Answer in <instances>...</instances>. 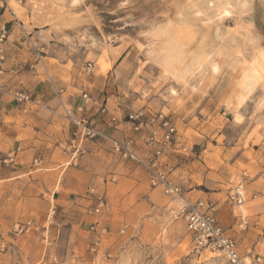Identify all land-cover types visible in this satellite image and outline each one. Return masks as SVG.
Instances as JSON below:
<instances>
[{
	"label": "rangeland",
	"instance_id": "obj_1",
	"mask_svg": "<svg viewBox=\"0 0 264 264\" xmlns=\"http://www.w3.org/2000/svg\"><path fill=\"white\" fill-rule=\"evenodd\" d=\"M0 5L24 27L29 53L41 63L37 81L67 87L77 100L87 94L106 103L121 123L139 111L167 117L176 133L160 159L169 179L185 183V199L212 205L240 254L264 264V75L235 103L241 71L264 54V0ZM169 54L180 62L179 77L160 65L159 57ZM30 107L44 122L37 127L46 152L38 149L36 158L45 162L0 181V264H227L194 246L184 223L169 213L178 204L150 186L141 166L122 160L106 140L72 143L76 129L64 111L53 116ZM122 126L103 132L123 134ZM127 129L126 137L111 140L136 138L135 148L144 154L147 131L141 138L129 124ZM92 144L103 152L94 154ZM10 165L5 169L12 171ZM90 189L105 200L99 214L92 211ZM237 194L239 205L230 200Z\"/></svg>",
	"mask_w": 264,
	"mask_h": 264
},
{
	"label": "built area",
	"instance_id": "obj_2",
	"mask_svg": "<svg viewBox=\"0 0 264 264\" xmlns=\"http://www.w3.org/2000/svg\"><path fill=\"white\" fill-rule=\"evenodd\" d=\"M5 40V33L0 31V44ZM89 64L87 70L89 71ZM2 71L0 70V75ZM6 92L0 86V102ZM13 100L18 104H23L22 111H26L25 104L30 103L29 96L22 92L13 93ZM34 106H40V102L36 101ZM67 122L76 129L73 133L74 139L72 143L84 140H94L102 138L112 144V149L124 161L134 162L141 166L148 177V182L152 188H161L163 194L178 204L177 209L171 210L173 220H180L184 223L186 231L189 233L194 246L197 249L208 251L212 255L223 258L227 264H263L260 257L247 260L238 250L236 241L219 225L215 217L211 214L214 211L212 205L207 206L201 200L191 202L182 195L183 184H174L169 179L167 167L160 161L164 153L169 150L176 133L175 128L167 117L162 114L152 115L139 111L134 114H128L125 123H121L120 118L112 115L106 103L97 102L91 99L87 94L81 96V104L76 108L75 113L71 110H64ZM122 124H129L131 130L139 137H145L146 151L140 155L135 148V139L128 138L123 143H118L103 132L105 126L114 125L116 128ZM11 157L2 158L0 162L6 164ZM88 195L92 196V202L95 208L92 210L94 214H99L105 206V200L102 196H96L93 189L88 191ZM231 201L241 204L242 198L240 194L237 197L231 196ZM100 233H104L103 228H99ZM94 229L91 227V230ZM27 228L25 231H28Z\"/></svg>",
	"mask_w": 264,
	"mask_h": 264
},
{
	"label": "crops",
	"instance_id": "obj_3",
	"mask_svg": "<svg viewBox=\"0 0 264 264\" xmlns=\"http://www.w3.org/2000/svg\"><path fill=\"white\" fill-rule=\"evenodd\" d=\"M1 30L5 33V40L3 44H0V70L2 71L0 86L6 94L0 102V156L2 158L9 156L11 159L6 164L0 162V181H7L12 174L40 166L45 162L44 158H36L38 149L46 152V138L42 136V129L37 127L44 122L37 120L35 111H32L29 106H34V103L39 101L42 108L47 109L53 116H58L59 112L68 108L75 113L81 100H77L76 95L67 87L51 84L46 80L37 81L41 79V76L37 74L41 63H36L37 58L29 53L24 40V27L14 18H7L6 10H2L0 5ZM15 92H22L29 96L30 103L25 104L28 108L26 111H22L23 104L13 100L12 95ZM93 100L98 101L95 98ZM119 131L123 134L111 132L112 135L107 130L104 134L111 139L114 135L126 137L127 124H124ZM40 137L43 139L42 143L39 142ZM102 141L105 142V139ZM36 143L42 146L38 148ZM92 147L94 154L100 155L103 152L99 146L92 144ZM9 164L13 172L5 169ZM61 227L62 224L58 225V235Z\"/></svg>",
	"mask_w": 264,
	"mask_h": 264
},
{
	"label": "bare ground",
	"instance_id": "obj_4",
	"mask_svg": "<svg viewBox=\"0 0 264 264\" xmlns=\"http://www.w3.org/2000/svg\"><path fill=\"white\" fill-rule=\"evenodd\" d=\"M73 3L75 4V3H77V1H73ZM225 15H227V12L226 11H222L221 13H220V16L221 17H224ZM178 28H181V27H178ZM172 29V28H171ZM173 30V29H172ZM172 30H170V32L172 31ZM175 31V30H174ZM167 32V31H166ZM164 33V32H163ZM169 33V32H168ZM167 33V34H168ZM172 33V32H171ZM166 34V35H167ZM161 34H159V36H160ZM164 36V35H163ZM172 38V37H171ZM171 38H170V41H171ZM183 38V37H182ZM184 38H186V37H184ZM172 48V47H171ZM165 50V49H164ZM175 50V49H174ZM172 52H173V50H172ZM174 52H176V50L174 51ZM169 53V52H168ZM170 53H171V51H170ZM164 55V54H163ZM171 55H172V53H171ZM181 56V55H180ZM176 57H177V55H176ZM175 57V58H176ZM160 59H159V62H160V65H161V67L163 68V69H165L166 71H169V72H171L175 77H179L180 75H178L177 74V66H179L178 64L180 63V62H177L176 60V62L174 61V59L173 58H171L170 57V54L168 55V56H166V57H159ZM207 58H208V56H207ZM206 60V59H205ZM204 60V61H205ZM204 61H203V63H204ZM209 61V60H208ZM259 63H257V64H253V65H251V66H249V67H247L245 70H243V71H241V73H240V77H239V80L237 81V88H238V93H237V96H236V101H235V103H238V101L240 100V98H241V95H242V93L244 92V91H246L248 88H249V86L253 83V81H254V79L258 76V75H260V74H263L264 75V54H262L261 56H260V59H259V61H258ZM176 65H175V64ZM202 63V64H203ZM196 64V63H195ZM201 64V65H202ZM205 64V63H204ZM203 64V65H204ZM175 65V67H173ZM197 65V64H196ZM196 65H194L195 67H196ZM180 66H181V64H180ZM205 67V66H204ZM208 68H209V70H210V72H213L214 70H215V64H214V62H209V64H208V66H207ZM201 69V68H200ZM199 69V70H200ZM170 93H171V95H175V91L174 90H171L170 91ZM230 104V102L228 101L227 102V105H229ZM260 106H264V94H263V98H262V100L260 101ZM240 119V116L238 115V114H236L235 115V121H238Z\"/></svg>",
	"mask_w": 264,
	"mask_h": 264
}]
</instances>
